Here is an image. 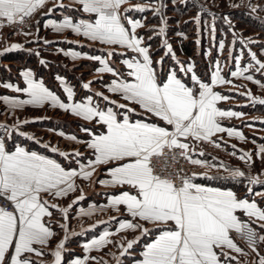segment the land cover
Instances as JSON below:
<instances>
[{
	"label": "snow or ice",
	"instance_id": "6c2138e0",
	"mask_svg": "<svg viewBox=\"0 0 264 264\" xmlns=\"http://www.w3.org/2000/svg\"><path fill=\"white\" fill-rule=\"evenodd\" d=\"M46 2L47 0H0V28L24 24L26 18L31 17ZM77 2L82 6L83 12L94 14L91 20L81 19L77 23L66 16L61 22L48 21L46 27L56 32L70 29L91 41L120 46L135 53L130 59L123 60V64L129 69L127 77L131 79H121L119 82L113 79L108 91L121 94L125 101L139 106L144 113L162 121L163 126L156 122L132 119L129 113L135 112V108L128 107L125 103L117 105L119 109H126V112L119 113L112 107L101 109L98 104L93 103L91 96L83 103L73 102V88L65 84L63 92L66 93V103L61 96L45 87L43 81L33 79L31 70L21 73L26 87L3 84V87L15 93L27 96V99L0 96V101L9 109L49 105L86 121H95L104 131L93 134L87 142L94 159H89L87 165L77 160L79 170L66 168L56 159L22 146L17 145L14 150L10 149L6 139L0 137V201H3L0 204V264H33L29 254L43 256L42 249L48 246L55 235L50 226L53 216L50 209H58L67 220L68 210L72 207L70 204L66 208H60L58 204L50 203L47 197H64L76 191L75 179H89L98 166H109L107 173L110 179L99 180L100 184L122 189L118 195L109 197L107 207L119 211L123 206L131 217L119 220L116 232L139 231L141 236H147L153 230L145 227V224H152L160 229L151 242L145 243L135 264H229L230 261L237 260V257L232 256L226 249L248 255L234 242L232 232L244 239L251 251L259 257L255 264H264V255L257 250L258 244H264V234H259L251 226L259 222L260 229L264 231V208L258 206L255 200L250 202L248 199L239 198L232 190L197 183V174H182L173 167L178 157L184 158L192 165L212 166L207 161L193 158L196 147L190 141L207 142L220 147L213 139L217 133L245 139L241 131L225 127L221 122L224 119L240 118L244 113L218 107L219 101H226L230 97L215 91L214 86L232 83L221 75L219 62L216 63L210 83L200 80L194 74L192 65H182L179 71L193 73L190 78L193 86L182 82L175 71L170 72L166 80H158L149 51L150 46H145L144 38L137 33L145 24L141 19L130 18L127 13L152 11L154 15L160 16L162 26L159 27L158 34L163 36L167 22L162 15V4L156 7L150 3L130 5L121 13L122 6L129 4V0ZM59 6L63 7V4ZM51 11L52 9H49V12ZM195 19L199 24V16ZM211 31L214 38V25ZM164 46L167 48L166 54H171L175 59L167 40L164 41ZM19 48L21 45L12 44L6 47L4 52ZM224 48L225 44L221 41L219 49ZM65 55H70L73 59L81 57L78 51L65 52ZM112 55V51L107 53L108 57ZM248 55L250 61L245 66H241L243 52L234 58L235 70L230 73L232 77L254 81L252 71L264 74V61L251 50ZM229 56L231 58V53ZM85 58L99 63V73L118 75L113 67L109 66V59L99 55ZM40 63L44 64L45 61L42 59ZM158 63H162V60ZM254 82L264 88V83L259 80ZM61 83L63 84V81ZM89 87L90 82L83 84L84 89ZM96 95L102 96L105 101L109 100V97L103 96L102 93L98 92ZM247 95L253 105H264V99L253 97L250 92ZM0 128L4 129L7 137H11L13 132L18 130L19 123L11 129L0 124ZM83 130L90 132L87 128ZM19 134L30 140L35 139L34 136H27L23 132ZM59 134L65 135L63 132ZM68 138L73 141L77 139L74 135ZM51 151L57 152L58 149L53 147ZM259 154L264 157V145L259 148ZM59 155L68 159L70 154L60 151ZM72 155L79 157L81 153L76 151ZM199 155L203 156V151L199 152ZM240 159L251 161L252 155L245 152ZM225 171L232 179L245 177V173L240 169ZM249 183L264 182L249 177ZM258 195L264 196V193ZM83 198L81 194L77 200ZM238 211L243 212L249 220H241L237 215ZM60 227L67 231L66 224H61ZM112 235V232L104 231L98 238L84 244L83 248L86 252L100 250L113 243L110 239ZM66 239L67 236L51 251V264H61ZM139 239L136 237L121 242L120 255L129 254L139 243ZM89 259L96 258L84 256L82 259L72 260L71 264H87Z\"/></svg>",
	"mask_w": 264,
	"mask_h": 264
},
{
	"label": "rangeland",
	"instance_id": "374dc122",
	"mask_svg": "<svg viewBox=\"0 0 264 264\" xmlns=\"http://www.w3.org/2000/svg\"><path fill=\"white\" fill-rule=\"evenodd\" d=\"M149 3L154 7L163 5L162 15L167 22L164 25L166 32L163 36L158 34L159 27L162 26L161 18L154 15L152 11L130 12L127 15L130 18L141 19L145 24V27L138 29L137 33L144 38V45L150 46L149 51L157 70L158 80H166L167 75L175 71L182 82L193 86L190 79L193 73L179 71L182 65L184 67L192 65L194 74L203 82L210 83L218 61L221 75L232 81L231 84H217L214 90L230 97L226 101H219L218 107L244 113L240 118L224 119L221 122L225 127L241 131L245 137L244 140L234 136L230 137V144L226 142L227 146H222L225 151L232 150V155L235 153L233 155L235 158L232 157L230 163L235 169L243 171L245 177L231 179L233 181L225 179L226 183L215 179L210 181L220 182V185H231L238 197L255 200L260 207L264 208V196L258 195V193H264V183H249V177L264 182V157L259 154V148L264 145V105H253L247 95L250 92L253 97L264 99V88L254 82L259 80L264 83V74L252 71L254 81L230 75L231 71L235 70L234 58L241 52H243L241 66H245L250 61L249 50L255 52L257 57L264 61V0H129V4L123 5L120 11L124 13L130 5ZM60 4H63V7H60ZM49 9L52 11L49 12ZM66 16L78 23L81 19L91 20L94 14L83 12L77 0H47L46 4L30 17L27 26L14 33L6 29L1 30L0 53L3 54L0 55V96L8 95L27 99L23 93H15L3 87V84L11 83L17 87H26L21 73L31 70L33 79L38 82L43 81L45 87L61 96L66 103L68 102L66 93L63 92L65 84L73 88L75 93L73 102L83 103L91 96L93 103L98 104L101 109L106 110L107 107H112L119 113L126 112V109H119L117 105L125 103L128 107L135 108V112L129 115L132 119H136L137 105L125 101L121 94L108 91L113 79L118 82L121 79H131L127 77L129 69L123 64V60L130 59L135 53L120 46H109L99 41H91L70 29L56 32L46 27L48 21L61 22ZM197 16H199V24L195 19ZM213 25L215 26L214 38L211 31ZM165 40L171 45L175 59L171 54H166ZM221 41L225 44L223 50L219 49ZM12 44H19L21 48L4 52V49ZM71 51L80 52L81 57L73 59L70 55H65V52ZM109 51L113 52L111 57L107 56ZM229 53H231V58ZM95 55L109 59V66L113 67L118 75L99 73L97 71L100 67L99 63L85 58ZM42 59L45 61L44 64L40 63ZM161 60L162 63H158ZM89 82V89H84L83 84ZM98 92L109 97V100L105 101L102 96H97ZM111 101L116 103L113 104ZM24 121L28 123H23ZM18 123L19 128L13 132L11 137H7L4 129L0 128V137L6 139L8 147L25 145L29 148L40 149L57 156L65 167L78 169L77 160L87 165L89 159H94L92 150L87 147V142L91 140L93 134L104 131V128L95 121H86L49 105L39 108L25 106L20 109H9L0 101V124L11 129ZM85 128L90 132H85L83 130ZM20 132L26 133L27 136H34L35 139H27L26 136L20 135ZM60 132L65 135L61 136ZM73 135L77 137L75 141L68 138ZM44 145L49 147L45 148ZM53 147L58 151L52 152ZM60 151L69 153V158L65 159L60 156ZM76 151L81 153L79 157L72 155ZM245 152L252 155L251 161L240 159ZM107 167L109 166H98L89 179L76 178L78 188L86 186L81 192H77L76 199L68 196L60 199L57 203L60 208L72 205L68 210L67 220L58 209L52 211V219L55 218L56 224L58 220H61L67 225V231L60 225L55 227L59 231L62 229L60 233L64 234V237L67 236L61 264H68L73 255L80 256L85 253L83 248L85 243L80 242L77 235H71L74 234L76 227L77 229L84 228L85 221L91 225L90 232L94 236H98L101 231L102 233L104 231L113 233L110 237L112 244L100 250L93 249L88 252L89 257L96 259H89L87 264H118V261L119 264H130L132 261L133 256L120 255L122 251L120 244L133 239V231L116 232L118 221L131 219V217L128 216L123 206L119 211L107 207L109 197L118 195L122 189L99 183V180L110 179ZM81 194L84 198L77 200ZM73 201L77 202L73 203ZM79 205L81 208L77 210ZM85 208L87 210H84ZM85 211L88 214L85 215ZM255 226L259 234H264L259 224ZM158 229L153 228L147 236L138 235L139 231H136V235L140 238L139 243L134 246L133 250H130V253L135 250L138 253L142 242L148 240ZM232 236L240 243L243 252L248 253L246 259L249 258L250 262L245 264H255L259 259L256 253H253L247 244L240 242L233 234ZM257 250L264 255V244L257 247ZM229 264L235 263L231 261Z\"/></svg>",
	"mask_w": 264,
	"mask_h": 264
},
{
	"label": "crops",
	"instance_id": "0c3cea01",
	"mask_svg": "<svg viewBox=\"0 0 264 264\" xmlns=\"http://www.w3.org/2000/svg\"><path fill=\"white\" fill-rule=\"evenodd\" d=\"M136 119H142V120H145L147 122H156V123L161 124L163 126V122L162 121H159L158 118L150 116V114L144 113L143 110L139 108V106H137V109H136ZM213 139L216 141V143L220 144V147H216L215 145L207 143V142L190 141L191 143L195 144V147H196L195 153L192 154L193 158L207 161L209 164L212 165L211 167H201V166H199V170L195 173V174H197L195 182L200 183V184H202L204 186L218 187V188H221L222 190H232V191H234L236 193V191L231 187V185H228V186L227 185H220V182L215 183L213 181H210L212 179H215L216 181H221V182L223 181V183H226V181H224L225 179L228 180V181H233V180H231L232 178L228 177V173L225 171V169L235 170V167L232 166V164L230 163L231 162L230 160L232 159V157L235 158L231 154L232 150L228 149L227 151H225V149H223V147L227 146L226 142H228V143L230 142V137H228L226 133H217L216 136L213 137ZM18 146H22V147H25L28 150L37 151L40 154L47 155L50 158L56 159L59 163L62 164V162L59 160V158L57 156H55L54 154H52V153H49V152H46V151H43V150H40V149L29 148V147H27L25 145H18ZM14 147H9V148L14 150ZM201 151H203V153H204L203 156L199 155V152H201ZM223 153H227V154L224 155ZM62 166H64V165L62 164ZM66 168H68V167H66ZM75 169L79 170L78 168H75ZM208 177H210V178H208ZM221 177H227V178H221ZM76 180L77 179H75V184L77 186ZM83 188H86V186H84L82 188L81 187L78 188V186H77L76 191L70 192L67 196L70 197V198L74 197L76 199L77 192H81V190ZM47 198L49 199L50 203L57 204L62 197H59V198L47 197ZM239 198H244V197H240L239 196ZM244 199H246V198H244ZM249 201L251 202L253 200H249ZM79 208H81V205H79L77 207V210H79ZM86 208L84 210L88 209V208L87 209ZM53 210L54 209H50V211H53ZM85 213H86V211H85ZM237 215L241 218V220H249V218L247 216H245L243 214V212H239L238 211ZM57 222H58V224L55 223V218L54 219L51 218L50 226H51L53 232L55 233V235L49 241L48 246L42 249L44 255L43 256H36L35 254H29L30 258L33 261V264H41V262H42V264H51V262L53 260V257L51 255V251L55 249L57 243L60 240L65 238L63 236L64 234L60 233V231L62 229L59 231V230H57L55 228L57 225H61V224H65V223H64V221H61V220H58ZM85 222L86 223H85L84 228L77 229L78 227H76V229H74V234H71V235H74V236L77 235L78 238L80 239V242L86 244V243L90 242L92 239L98 238V236L100 234H102V231L98 234V236H94L90 232L91 231V225H89L87 223V221H85ZM141 223H143V222H141ZM254 224L258 225L259 222L254 223ZM145 227H148L149 229L156 228L152 224H145ZM159 230L160 229L156 230L155 234H153L148 240H145V241L142 242L141 249L138 251V253H136V250H135L132 253L126 254L127 256H130V257L133 256L132 261L130 262V264H135V261H136L137 257L139 256L140 251H142L145 243L151 242L154 239L155 235L158 234ZM89 233H91V234H89ZM138 235H141V233L139 232ZM138 235H136V231H135V232H133L132 238L139 237ZM231 236H232V234H231ZM232 238H233L234 242L237 243V245L239 247H241L240 243H238V241L233 236H232ZM82 239H84V240H82ZM65 249H66V246H64V250ZM64 250L62 252V258H63ZM226 251H229L232 256H236L237 257V260H233L235 264H237V261H239V264H245L246 262H250L249 258L246 259V256L241 254V253H235V252H233L231 250H228V249H226ZM84 252L85 253L83 255H80V256L73 255V257L69 260L68 264H71L72 260H74V259H77V258L82 259L84 256H88V252H86L85 250H84Z\"/></svg>",
	"mask_w": 264,
	"mask_h": 264
},
{
	"label": "built area",
	"instance_id": "2783aa9c",
	"mask_svg": "<svg viewBox=\"0 0 264 264\" xmlns=\"http://www.w3.org/2000/svg\"><path fill=\"white\" fill-rule=\"evenodd\" d=\"M30 22V17L26 18V21L24 24H16L13 26H4L3 28H0V32L1 30H7L8 32H17L20 29H22L23 27L27 26ZM173 167L181 172L182 174H187V175H192L193 173H196L199 170V166L198 165H192L191 163H189L187 160H185L182 157H178L177 160L175 161V163L173 164ZM3 201H0V204H2ZM243 221H248V220H243ZM258 233V228L255 226V224L253 223L251 225ZM232 234L242 243L247 244V242L242 239L238 234H236L235 232H232ZM261 244H258L257 247H260Z\"/></svg>",
	"mask_w": 264,
	"mask_h": 264
}]
</instances>
